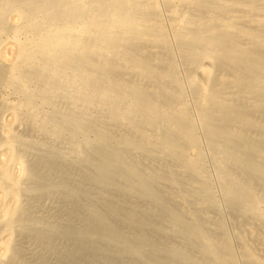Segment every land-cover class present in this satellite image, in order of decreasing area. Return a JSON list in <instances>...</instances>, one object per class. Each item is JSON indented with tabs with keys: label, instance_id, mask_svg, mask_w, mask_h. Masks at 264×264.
Segmentation results:
<instances>
[{
	"label": "bare ground",
	"instance_id": "bare-ground-1",
	"mask_svg": "<svg viewBox=\"0 0 264 264\" xmlns=\"http://www.w3.org/2000/svg\"><path fill=\"white\" fill-rule=\"evenodd\" d=\"M161 2L0 0V49L14 47L12 58H0V84L16 95L0 104V115L11 117L0 118V264L23 263L15 244L26 231L72 238L64 264L87 252L92 263L106 257L104 264H264V0ZM172 41L187 66L192 104ZM23 128L53 143L69 138L70 155L98 188L77 223L41 227L26 218L23 196L45 184H31L26 155L36 140ZM199 130L229 209L247 222L242 228L260 251L239 230L231 233L237 251L222 215L207 232L213 218L199 211L223 209ZM119 196L153 206L123 205Z\"/></svg>",
	"mask_w": 264,
	"mask_h": 264
},
{
	"label": "rangeland",
	"instance_id": "rangeland-1",
	"mask_svg": "<svg viewBox=\"0 0 264 264\" xmlns=\"http://www.w3.org/2000/svg\"><path fill=\"white\" fill-rule=\"evenodd\" d=\"M161 2V0H158V3H160ZM161 5V6H160ZM163 5V6H162ZM159 6H160V9H161V13H162V20H163V23H164V26H165V29H166V31L167 32H169L170 33V29H168L169 28V20H168V12H167V8H166V6L163 4V2H161L160 4H159ZM167 26V27H166ZM168 33V35H169V37L171 36V33L169 34ZM171 38V37H170ZM175 47L176 45H175V43L172 41V47ZM173 47V50H174V53H175V59H176V62H177V66H178V71H179V77H180V79H181V81H182V79L184 80V82L183 83H185L186 81H187V76H188V70H187V66H186V64L184 63L185 61H182V58H181V56H180V54H178V50H177V47H175L174 48ZM176 49V50H175ZM7 53V54H6ZM13 53H14V47H12L11 45H7L5 48H1L0 49V58H1V60H7V59H10V58H12L13 57ZM185 86H186V96H187V99H188V102H190V104H192V101H193V97H194V93L190 90V88L187 86V84L185 83ZM8 90H4L2 87H1V84H0V104L4 101V100H8L9 99V101H12V99L13 100H15L16 99V95H14V94H12V92H10V91H8ZM7 95V96H6ZM193 95V96H192ZM4 98H6V99H4ZM2 99H3V101H2ZM191 99V100H190ZM61 106H63V103H61ZM4 113V114H3ZM192 114H194V110L192 109ZM2 116V117H1ZM4 117V119H6V120H10V115L7 113V112H4V110H2V112H1V115H0V118H3ZM106 126H108V125H104V127H106ZM110 128V127H109ZM24 130V131H23ZM200 132V133H199ZM199 132H198V134H199V136L201 137V138H203L202 136H203V134H202V131H200L199 130ZM24 133V135L25 136H31L32 137V139L34 140H36V143L38 144H36L35 143V140H34V145L33 146H35V147H30V151H34L33 152V154H32V152L31 153H27V155H26V165H27V168H29L28 170L31 172V171H33V172H31L32 173V175H34L35 176V180L33 179L32 180V182H31V184H32V186L33 187H36V186H38V184H40V185H43V183L45 184V185H43V188L42 189H38V190H40V191H38V190H34L33 192H31V193H34V194H31V193H27L26 195H28L27 197L24 195L23 196V198H27L26 200L25 199H23V204H24V206H25V208L27 209L28 208V210L26 211V218L29 220V221H34L35 222V224H37L38 226L40 225L41 227H50L51 225L52 226H57V225H59L58 227H64V226H66V225H68V224H73V223H77L78 221H79V219L78 218H76L77 217V214L81 217H86L87 216V214L85 213V212H87V211H85V212H83L82 210H85L84 208H88L86 205H91V203H90V201H91V199L89 198L90 196H93L94 198H96V194H95V192L94 191H98V188L96 187V189H95V185H92V184H88L89 182H87V180H86V173L82 170V169H80V167H79V163H77V160L76 159H74L71 155H70V150H71V141H70V139L69 138H67V140H63V141H56V142H52V141H50L49 140V138H47V136H45V135H42V133H33L32 134V132H31V130L30 131H28V130H26L25 131V128H23L22 129V134ZM26 133V134H25ZM27 133H29V134H32V135H29V134H27ZM37 134V135H36ZM202 134V135H201ZM23 135V136H24ZM34 135V136H33ZM36 135V136H35ZM36 137V138H35ZM37 137H39V138H37ZM41 137V138H40ZM39 141H41V142H39ZM44 141V142H43ZM40 144H39V143ZM57 142H59V143H57ZM41 143L45 146V148H44V146H40L41 145ZM47 143V144H46ZM205 142H204V138L202 139V148H203V152H205V155H206V168H208L207 169V171H208V173H209V177H211V176H213L212 178H210V181H211V183H213V185L211 184V187H212V191H217V192H215V195L217 196V197H215V199H216V202H217V204H218V206L220 207V211H222V209H223V211L222 212H220L219 214H217L216 212H214L213 210H210V209H208V210H204V209H201V211H199V215H206V213L205 212H207V213H209V215L211 216V218H213V220H210V221H206V223H209V225L208 224H206V223H204V225L206 226V228H207V232H209L208 230H209V227H211L213 224H214V221H216V218H218L219 216H221L222 217V219L224 220V224H225V227L227 226V228L226 229H228L227 230V233L230 235L231 233L233 234V231H234V234L236 233V231H241L242 233H243V235H245V233H246V231H244L243 230V228L245 227V225L247 224V222L245 221V220H243V218H241L240 216L238 217L237 215H235L234 213H232V211L229 209V207H228V203L226 202V200H225V198H224V196H223V193H222V187L221 186H219V185H221L220 184V182L218 181V179L216 178V176H214L215 175V169H214V166H215V164H214V161L211 159L212 157H211V155H210V153H209V150L207 149V145H206V143L204 144ZM49 144H51V146L49 145ZM37 145V146H36ZM204 146V147H203ZM49 147V148H48ZM51 147H54V148H56V149H59L60 150V152L59 153H62V152H69V153H62V155H57V156H54L55 155V153L54 152H52V151H49V150H51ZM69 148V149H65V148ZM206 148V151L204 150ZM35 149V150H34ZM37 149V150H36ZM41 149H44V152H43V150L41 151ZM64 149V150H63ZM39 150V151H38ZM61 150H63V151H61ZM47 151V152H46ZM38 152H40L41 153V155H43V156H41L40 155V153H38L39 155H40V157H39V155H38V157H37V153ZM48 153V154H47ZM58 153V152H57ZM58 153V154H59ZM1 155V158H4L5 157V153L4 152H1L0 153ZM35 154V155H34ZM46 154V155H45ZM65 154V155H64ZM45 155V156H44ZM50 155V156H49ZM138 155V154H137ZM32 156V157H31ZM140 156V155H139ZM137 157L136 156V154H135V157L134 158H136L137 157V159H139L140 157ZM61 157V158H60ZM133 157V156H132ZM210 159H209V158ZM29 158H32V159H30V161H29ZM54 158V159H53ZM66 158V159H65ZM63 159V160H62ZM65 159V160H64ZM68 159V160H67ZM60 160V161H59ZM76 160V161H75ZM32 161V162H31ZM48 161H51V162H48ZM56 161H57V163H56ZM65 161V162H64ZM34 162V163H33ZM42 162V163H41ZM44 162V163H43ZM209 162V163H208ZM45 163H48V164H45ZM68 163V164H67ZM36 164H38V165H36ZM209 164V165H208ZM214 164V165H213ZM60 165V166H59ZM70 165H72L71 166V169H69L70 168ZM29 166V167H28ZM33 166V167H32ZM49 166V168H47ZM55 166V167H54ZM68 167V168H66V167ZM73 166H75V167H73ZM43 167V168H42ZM59 167H60V170H59ZM73 167V168H72ZM38 168V169H37ZM42 168V169H41ZM58 168V170H56ZM82 168V167H81ZM166 168V167H165ZM165 168H163L162 169V172H164L165 171ZM212 168V169H211ZM216 168V167H215ZM47 169V170H46ZM72 169H74V170H72ZM17 170H19V168L18 167H16L15 169H14V171L15 172H17ZM38 170V171H37ZM45 170V171H44ZM48 171V172H47ZM69 171H71V172H69ZM75 171V172H74ZM214 171V172H213ZM35 172V173H34ZM55 172V173H54ZM57 172V173H56ZM49 173V174H48ZM59 173H62V174H59ZM212 175H211V174ZM58 174V176H60V175H62L61 176V178H59L58 176H56V175ZM45 177H44V176ZM66 176V178H65V176ZM36 176H38V177H36ZM48 176H49V178H48ZM52 176V177H51ZM55 176V177H54ZM74 177V178H72V177ZM48 179H47V178ZM69 177V178H68ZM71 177V178H70ZM45 178V179H44ZM54 178V179H53ZM57 178H59L57 181H56V179ZM217 180V181H215V179ZM47 179V180H46ZM66 179V180H65ZM69 179V180H68ZM75 179V180H74ZM81 179V180H80ZM212 179V180H211ZM38 180V181H37ZM41 180V181H40ZM48 180H53V181H48ZM55 180V181H54ZM74 180V181H73ZM213 180H214V182H213ZM35 181V182H34ZM65 181H67V182H65ZM82 181V182H81ZM56 182V183H55ZM216 182V183H215ZM72 183V185L70 186V184ZM76 183V184H75ZM77 183H78V185H77ZM50 184V185H49ZM59 184V185H58ZM63 184V185H62ZM79 184H80V186H79ZM35 185V186H34ZM77 185V186H76ZM85 185V186H84ZM50 188H49V187ZM56 186H59V187H56ZM215 186V187H214ZM218 186H219V188H218ZM51 187H52V189H51ZM53 187H54V189H53ZM49 190H48V189ZM63 188V189H62ZM69 190H68V189ZM79 188V189H78ZM87 189V192H84L82 189ZM60 189V190H59ZM46 192H45V191ZM48 190V191H47ZM53 190V192L51 193V191ZM58 190V191H57ZM73 190V191H72ZM90 190H92L91 192H90ZM220 190H221V192H220ZM38 191V192H37ZM56 191V192H55ZM65 191V192H64ZM66 191L68 192V193H66ZM82 191V192H81ZM40 192V193H39ZM43 192H45V193H43ZM55 192V193H54ZM61 192V193H60ZM71 194H70V193ZM72 192H74V194H72ZM107 192V191H106ZM106 192L104 191V194H106ZM213 192V193H214ZM65 193L68 195V196H66L65 195ZM75 193L76 194H80V196H81V198H80V202L79 203H76V200L74 199V197L76 196L75 195ZM82 193H84V194H82ZM93 193V194H92ZM43 195V197H42V195ZM62 194V195H61ZM107 194L109 195V192H107ZM106 194V196H108ZM35 195V196H34ZM44 195H45V197H44ZM70 195V196H69ZM72 195H73V197H72ZM85 195V196H84ZM111 195V194H110ZM110 195H109V197H110ZM32 196L33 197H36V196H38L37 198H32ZM54 196V197H53ZM64 198H63V197ZM84 196V197H83ZM223 196V197H222ZM50 198V199H48V198ZM53 197V199H51ZM57 197V198H56ZM60 197V198H59ZM120 198H119V200L118 201H120V203L121 204H123V205H126L127 204V206L129 205H135L137 208H140V209H147V202H143L142 200H138L136 197L134 198V199H131L132 197H130V200H129V197H126L125 196V198H124V196H119ZM123 197V198H122ZM41 198V199H40ZM44 198H46L45 200H44ZM61 198H63V199H61ZM224 198V199H223ZM31 199V200H30ZM54 199H56V200H54ZM67 199V200H66ZM68 199H70L69 201H68ZM137 199V200H136ZM35 202H34V201ZM50 200V201H49ZM62 200H63V202H62ZM72 200H74V201H72ZM93 200V199H92ZM132 200H134V201H132ZM33 201V202H32ZM39 201H40V203H39ZM43 201V202H42ZM59 201V202H58ZM60 201H61V203H60ZM72 201V202H71ZM132 202V204H129L130 202ZM139 201V202H138ZM142 201V202H141ZM30 202V203H29ZM67 202V203H66ZM71 202V203H70ZM75 202V203H74ZM128 202V203H127ZM134 202H135V204H134ZM136 202H138L137 204H136ZM226 202V203H225ZM81 203V204H80ZM92 203H93V201H92ZM125 203V204H124ZM220 203V204H219ZM36 204V205H35ZM37 204H38V206H37ZM40 204V205H39ZM42 204V205H41ZM76 204V205H75ZM144 204V205H143ZM148 204H150V203H148ZM227 204V205H226ZM82 205V206H81ZM31 206V207H30ZM34 206H37V207H34ZM41 206V207H40ZM84 206V207H83ZM141 206V207H140ZM153 206V205H152ZM151 206V204H150V206H148V208H150V207H152ZM222 206V207H221ZM43 207V208H42ZM48 207V208H47ZM82 207V208H81ZM42 208V210H40ZM45 208V209H44ZM58 208V209H57ZM153 208H155V207H153ZM38 211H37V210ZM44 209V210H43ZM56 209L58 210L57 212H55L56 211ZM73 210H78V211H73ZM29 211H30V213H29ZM34 211V212H33ZM72 211V212H71ZM46 212H48V214L50 215V214H52V216L50 217H48L47 216V213ZM55 212V213H54ZM29 213V214H28ZM45 213V214H44ZM86 214V215H85ZM34 217H33V216ZM43 215H44V217H43ZM67 215V216H66ZM42 216V217H41ZM47 219H46V218ZM55 217H57V219L55 218ZM31 218H32V220H31ZM45 218V219H44ZM34 219V220H33ZM41 219V220H40ZM50 219V220H49ZM65 221H63V220ZM66 219V220H65ZM68 219H70L71 221H68ZM78 219V220H77ZM110 219H111V217H110ZM52 220H54V221H52ZM62 220V221H61ZM37 221H38V223H37ZM47 221V222H46ZM50 221V222H49ZM52 221V222H51ZM66 221H68V222H66ZM45 222V223H44ZM58 223V224H57ZM60 223V224H59ZM66 223V224H65ZM239 223V224H238ZM240 223H241V225H240ZM246 223V224H245ZM57 224V225H56ZM62 224V225H61ZM245 224V225H244ZM242 226H243V228H242ZM241 229H240V228ZM31 233H29V231H26V232H24V233H22L21 234V237H23V239H21L20 240V235H18L17 236V240H16V244H15V247H16V251L17 250H19L18 252H17V254H18V259H19V261L22 263V264H27V262H28V264H40V263H45V264H64L63 263V260H62V257L66 254V253H68V252H71V251H73V249H74V246H75V242L72 240V238L70 239V238H65V237H61V236H53V238L52 237H44V236H37V235H35V233L33 232V231H30ZM26 234H29V235H26ZM232 234L230 235V237H231V239L233 240L232 241V243H233V247H236L235 249L238 251L239 250V248H240V242L238 241V239H237V237H236V235H233L232 236ZM34 235V236H33ZM26 236V237H25ZM20 237V238H19ZM28 237V238H27ZM31 237V238H30ZM37 238V239H35V238ZM41 237H44V238H41ZM60 237V238H59ZM152 237L153 238H155V239H157V240H161L162 239V237L160 236V235H158L157 233H153L152 234ZM246 239H250L249 238V236H248V234L246 233V235L244 236ZM18 238H19V243H18ZM25 238H27V239H29V241L27 240V239H25ZM42 239H44V240H42ZM46 239V240H45ZM48 239V240H47ZM33 240V241H32ZM42 240V241H41ZM38 241V242H37ZM44 241V242H43ZM235 241H236V243H235ZM238 241V242H237ZM250 241H252L251 239H250ZM31 242V244H29ZM42 242V243H41ZM51 242V243H50ZM26 243V244H25ZM239 243V244H238ZM256 243V244H255ZM257 243H259L258 241H252V245L253 244H255V246L253 247V248H257L258 247V249H257V251H260L259 250V248H260V244L258 245ZM53 244V245H52ZM176 244H178V245H183L182 243H180V242H176ZM31 245V246H30ZM51 245V246H50ZM20 247V248H19ZM31 247V248H30ZM45 247H47V248H45ZM19 248V249H18ZM49 248V249H48ZM70 248V249H69ZM20 249H21V251H20ZM66 249H68V250H66ZM35 250V251H34ZM34 251V252H33ZM60 251V252H59ZM66 251V252H65ZM68 251V252H67ZM24 253L26 254V255H24ZM32 253V254H31ZM61 253V254H60ZM194 253V256H195V258H197L198 256H199V253L198 252H193ZM56 254V255H55ZM62 254H64V255H62ZM87 254H88V256H86L85 258H80L79 260H78V264H104V261H105V258L106 257H104V256H102V255H100V256H102V257H98L99 259V261L98 260H94V262L92 263V260L94 259L93 258V256L91 255V254H89V252H87ZM30 255V256H29ZM58 255H60V256H58ZM57 256V257H56ZM90 256V257H89ZM25 257H28V258H25ZM41 257H42V259H41ZM200 257V256H199ZM30 258H31V261L33 260V262H31L30 261ZM50 258V259H49ZM59 258H61V259H59ZM90 258V259H89ZM25 259V260H24ZM45 259V260H44ZM81 260V261H80ZM47 261V262H46ZM62 261V262H61ZM80 261V262H79ZM90 261V262H89ZM97 263H96V262ZM123 264H137V263H135V262H124Z\"/></svg>",
	"mask_w": 264,
	"mask_h": 264
}]
</instances>
